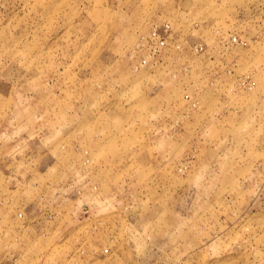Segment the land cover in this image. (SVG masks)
I'll return each mask as SVG.
<instances>
[{"label": "rangeland", "instance_id": "374dc122", "mask_svg": "<svg viewBox=\"0 0 264 264\" xmlns=\"http://www.w3.org/2000/svg\"><path fill=\"white\" fill-rule=\"evenodd\" d=\"M0 264H264V0H0Z\"/></svg>", "mask_w": 264, "mask_h": 264}, {"label": "built area", "instance_id": "2783aa9c", "mask_svg": "<svg viewBox=\"0 0 264 264\" xmlns=\"http://www.w3.org/2000/svg\"><path fill=\"white\" fill-rule=\"evenodd\" d=\"M172 32V27L169 23H164L161 26L154 25L149 35L151 42L152 52L154 54H160L166 48V42L168 35ZM235 41V40H233ZM194 52L200 54L203 52L201 45L194 47ZM188 118V114H187Z\"/></svg>", "mask_w": 264, "mask_h": 264}]
</instances>
